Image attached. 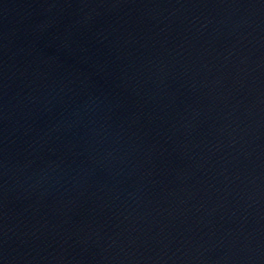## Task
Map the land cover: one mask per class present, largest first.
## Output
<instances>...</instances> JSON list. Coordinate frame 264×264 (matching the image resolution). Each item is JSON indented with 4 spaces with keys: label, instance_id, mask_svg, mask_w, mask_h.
<instances>
[{
    "label": "water",
    "instance_id": "water-1",
    "mask_svg": "<svg viewBox=\"0 0 264 264\" xmlns=\"http://www.w3.org/2000/svg\"><path fill=\"white\" fill-rule=\"evenodd\" d=\"M0 264H264V0H0Z\"/></svg>",
    "mask_w": 264,
    "mask_h": 264
}]
</instances>
